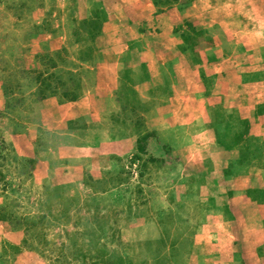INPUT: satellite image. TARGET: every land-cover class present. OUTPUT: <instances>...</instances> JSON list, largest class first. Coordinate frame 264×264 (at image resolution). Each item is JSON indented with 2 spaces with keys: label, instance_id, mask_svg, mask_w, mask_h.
I'll use <instances>...</instances> for the list:
<instances>
[{
  "label": "rangeland",
  "instance_id": "rangeland-1",
  "mask_svg": "<svg viewBox=\"0 0 264 264\" xmlns=\"http://www.w3.org/2000/svg\"><path fill=\"white\" fill-rule=\"evenodd\" d=\"M262 78L264 0H0V264H228Z\"/></svg>",
  "mask_w": 264,
  "mask_h": 264
},
{
  "label": "crops",
  "instance_id": "crops-1",
  "mask_svg": "<svg viewBox=\"0 0 264 264\" xmlns=\"http://www.w3.org/2000/svg\"><path fill=\"white\" fill-rule=\"evenodd\" d=\"M252 84V83H251ZM254 84H261L262 87L260 88V95L263 96V100L261 99V102H264V78L261 79L260 83H254ZM254 89H257V87L252 86ZM252 87H246L247 89H251ZM244 89V88H243ZM248 96V95H247ZM253 96V94H252ZM233 105H228L227 108L231 109ZM236 108V107H235ZM263 111H264V103H263ZM241 144L232 146V152H230L232 155L230 157H227L224 160H220L218 164H221L220 166H224L226 163L234 164L241 163V169H245L242 171V173L229 176L230 173H227L226 171H222V169H215V172H212V174L218 173V180L220 183H222L226 187V191L228 192L229 196H234L241 198L242 196L246 195H253V198H255L258 194L264 193L261 192L264 190V179L261 178H254L251 176L252 174L247 170L248 166H243L242 164V157H239V148ZM230 149V147H229ZM234 149V150H233ZM246 158V157H245ZM205 161L211 162L210 159L204 157ZM237 160V161H236ZM212 164V162H211ZM263 164V163H262ZM220 168V167H219ZM237 169V168H235ZM264 176V175H263ZM263 182V183H262ZM263 200L261 199L258 201V204H255L254 202L249 201L246 203L249 204L244 210H247V212H241L238 213V207H236V203H234V200H231V198L226 202L227 203V210H230L232 215L230 218H226L222 220L220 223L214 224L210 223L212 225L208 227L215 226L218 228V231L214 233L212 236H209L208 238L211 239V241L218 242V246L224 247L225 251H223V257L220 255L218 258L223 259V261L227 262L228 264H236V259L239 257L240 259H244L246 257L255 256L256 254L261 260H263L264 257V203H262ZM250 206H253L254 208H249ZM250 210V211H249ZM253 211H256V215L253 213ZM239 255V256H238ZM235 260V262H234ZM222 261V260H220ZM222 261V262H223ZM215 264V263H214ZM238 264V263H237Z\"/></svg>",
  "mask_w": 264,
  "mask_h": 264
},
{
  "label": "trees",
  "instance_id": "trees-1",
  "mask_svg": "<svg viewBox=\"0 0 264 264\" xmlns=\"http://www.w3.org/2000/svg\"><path fill=\"white\" fill-rule=\"evenodd\" d=\"M237 138H238V137H237ZM142 139H143V138H142ZM142 139H141V140H142ZM141 140H140V141H141ZM140 141H139V143H141ZM139 153H140V152H139ZM67 247H68V246H67ZM67 247H66V248H67ZM63 256H64V253H60V257H63ZM55 260H56V259H55ZM115 261H116V264H125V263H124L121 259H119V258H116Z\"/></svg>",
  "mask_w": 264,
  "mask_h": 264
}]
</instances>
